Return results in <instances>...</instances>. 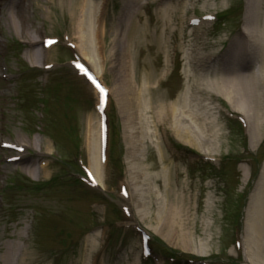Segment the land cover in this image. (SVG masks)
<instances>
[{"label":"rangeland","instance_id":"1","mask_svg":"<svg viewBox=\"0 0 264 264\" xmlns=\"http://www.w3.org/2000/svg\"><path fill=\"white\" fill-rule=\"evenodd\" d=\"M83 1L0 0V264L11 249L25 252V264H145L137 225L155 240L159 252L211 264H244L243 251L235 254L232 232L238 222V239L242 241V235L245 239L251 196L264 170V97L258 98L263 125L256 130L252 116L243 128L229 115L233 109L227 101L203 93L205 105L200 104L199 114L207 132H217L212 136L214 146L178 141L162 109L177 101L182 113L181 104L191 100L196 87L191 76L203 71L202 59L217 58L218 64H236L240 57L242 64L244 58L249 61L251 50L238 55L245 38L242 31L252 32L246 21L248 0H133L129 8L130 0H87V5L97 1L102 8L95 26L99 25L105 50L88 58L70 50L63 39L69 36L77 43L70 13ZM10 4L23 12L22 32L8 24ZM164 5L171 8L166 23L159 14ZM208 14L218 21L202 22ZM192 17L199 18V26L190 24ZM249 22L256 32L264 30V0ZM31 36L38 42L29 44ZM43 38H56L59 43L36 67L25 55L35 48L40 51ZM74 53L110 91L106 112L111 143L105 165L98 153L94 93L81 79L75 83L68 64H59L71 60ZM47 63L55 64L52 71L43 70ZM248 64L256 71L260 61L252 59ZM123 95L134 106L135 124H128L118 104ZM236 97L239 107L242 95ZM87 122L95 137L98 174L88 156ZM3 142L28 145L27 161L8 163L19 153L2 149ZM202 148L207 153L213 150L216 167L206 162L199 152ZM76 151L102 186L104 200L73 180L76 169L70 157ZM44 163H48L46 171L38 170L37 175L24 170ZM129 164L143 171L141 184L135 186L143 189L144 209L137 205ZM120 184H126L129 200L120 195ZM123 207L133 218L121 215ZM164 216L171 220L160 229ZM112 222L126 228L117 229ZM260 250L262 258L263 247ZM179 264L188 262L182 258Z\"/></svg>","mask_w":264,"mask_h":264},{"label":"bare ground","instance_id":"2","mask_svg":"<svg viewBox=\"0 0 264 264\" xmlns=\"http://www.w3.org/2000/svg\"><path fill=\"white\" fill-rule=\"evenodd\" d=\"M131 1L133 0H130L129 3H127L128 8L134 4V2ZM248 2L249 7L246 15V21L248 27L250 26V29H252V32H246V36L244 38L245 41L243 39L241 40L242 43H240L239 47L242 45L244 46V48L242 51H240L238 47V55L244 56L247 50H251L249 51V61L252 59L255 61L259 60L260 66L256 71H253V69H249V61L244 58L245 64H242V59L240 57V59L235 58L236 60L239 59L238 61H240L236 64H227L228 62H223L225 64H219L218 67H215V65L209 67L210 69H213V75L211 77H208L207 75L209 73L205 72L204 70L197 76H191L192 79H190V81L192 82L193 86L196 85V87L191 93V100L189 102L184 101V104L180 103L183 109L182 113L180 114L178 112L177 101L173 102L170 106L164 107L162 109V113L164 112V119L166 118L165 122L168 124V128L176 137V139L183 144H188L194 147H199L200 145L214 146L213 137H215L214 135H217V132H213L211 129V132L209 134L207 132V129H205L206 126L204 125L202 116L199 114L200 104L202 106L205 105L202 98L203 93L223 98L232 106L233 112L243 115L246 119H248V117L251 119L252 116V126H254V129L258 130L263 125V121L259 116L260 108L258 104V98L260 101V98L264 97V30L262 32H256L255 24L249 22V19H251V17L255 18L258 15L259 6L262 3V0H248ZM99 9L100 7L97 6V1L90 2V5H87V0H84L82 4L76 3L75 8L70 13L71 18L72 20H74L76 26V49L79 50L83 57L88 58L89 54L91 53L103 55L105 52L104 46L102 44L103 36L100 33L99 25L97 27L95 26V23H97V19L100 17L102 8L100 10ZM181 9H184V6ZM170 10L171 8L168 5H164L159 11V14L161 15L160 19L165 23L168 21V12H170ZM95 12L98 15H96L97 17L95 16L96 18L93 16ZM6 15L8 24L11 26V28H13L14 31L17 32L20 29V32H22V28L20 26L22 25L23 12L21 11V9L15 8L13 4H10L7 8ZM28 41L30 42V44H35L38 42V39L31 36ZM244 50L246 51L244 52ZM43 54L44 51H39L35 48L27 52L25 58L31 65L38 66L37 64L42 63L45 59ZM246 69H248L247 73L245 72ZM240 95H242V98H239L241 105L237 107L238 105H236V96L239 97ZM117 101L122 109V113L128 118V124H135L136 112L133 104L131 103V100L127 98L126 95H123L118 98ZM134 103L139 109V106L141 104L137 98L134 99ZM186 105L188 110L184 109ZM248 106L252 107V112H247ZM87 123L88 126L86 130V146L88 156L94 172L98 174L99 166L94 165V159L96 155L95 137H93V128L91 127L90 122ZM22 143L23 142L19 144ZM137 146H139V143ZM205 150H207V148H202V150L199 152H202L206 156L211 155L210 151L213 152V150H209V153H207V151ZM25 161L27 160H24V162ZM35 168L36 169L34 170L24 168V170L30 173L33 172L34 175H37L38 170L46 171V166H38ZM129 168L130 173L132 174L131 182L134 185V196L137 205L144 209L145 205L142 201L144 194L143 189H137L135 186V184H141L138 179L143 174V171H141V167H139V165L134 167L129 164ZM247 213V235L245 236L244 245V250L246 252L244 253L245 263L264 264V255L262 256V258H260V248L263 247L264 249V241L262 240L264 236V222L257 221L259 216H261V218H264V170L258 182V185L251 196V201ZM168 214L171 215L172 212L168 211ZM170 220L171 219L168 216H164L163 219L160 218L158 228L160 227V229H162V226H167V224L170 223ZM5 253L6 254L2 257V264H25L26 262L25 252L23 251L14 253L11 249L10 251L6 250ZM11 257L12 260H10Z\"/></svg>","mask_w":264,"mask_h":264},{"label":"trees","instance_id":"3","mask_svg":"<svg viewBox=\"0 0 264 264\" xmlns=\"http://www.w3.org/2000/svg\"><path fill=\"white\" fill-rule=\"evenodd\" d=\"M174 254H175V253H172V252H171V255H174ZM175 255H177V254H175Z\"/></svg>","mask_w":264,"mask_h":264}]
</instances>
